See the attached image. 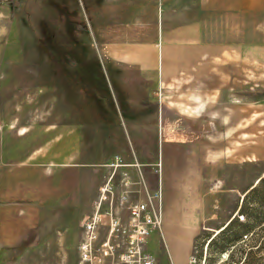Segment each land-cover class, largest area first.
I'll return each instance as SVG.
<instances>
[{"label":"rangeland","instance_id":"rangeland-1","mask_svg":"<svg viewBox=\"0 0 264 264\" xmlns=\"http://www.w3.org/2000/svg\"><path fill=\"white\" fill-rule=\"evenodd\" d=\"M126 5L124 0H0V131L17 133L18 153L36 149L49 161H58L59 127L63 122L72 125H66L67 135H73L75 127L80 140L67 144L65 151L75 147L80 153L83 195L79 217L69 216L55 231L51 228L42 242L16 244L8 242L9 237L0 238V264H124L118 258L124 246L115 247L112 254L102 253L108 240V216L97 226L83 258L84 219L96 211L91 210L92 201L97 196L101 200L98 214L110 211L124 222L126 205L142 191V185L133 182L142 176L147 189L155 190L157 155L164 164L169 143L187 139L201 140L211 157L203 173L208 226L195 246L204 264H229L227 253L220 252L227 238L214 230L229 219L245 220L238 218L243 215L237 209L239 193L247 187L246 176L254 167L259 173L264 170V158L252 164L239 162L250 150L264 151V84L248 85L242 77L241 102L249 104L250 110L241 117L200 116L197 119L204 124L191 125L190 117L170 113L175 107L171 96L161 95V86L154 85L143 67L114 61L102 50L111 38L126 31ZM149 18L152 30L156 13ZM126 32L133 40L143 37L138 28ZM132 53L141 55L144 63L143 52ZM249 86L253 89L245 92ZM160 108H165L167 117ZM166 120L172 122V131L164 130ZM103 151L105 158L100 155ZM125 181L132 186L125 187ZM106 182L110 193L101 199L100 189ZM114 232H120V226ZM233 232L241 230L235 225ZM241 238L230 246L234 261L243 259L240 248L246 242L263 239L264 234L247 233ZM114 239L125 241L126 237L118 234ZM112 243L113 239L108 245ZM247 264H264V252L251 253Z\"/></svg>","mask_w":264,"mask_h":264},{"label":"crops","instance_id":"crops-1","mask_svg":"<svg viewBox=\"0 0 264 264\" xmlns=\"http://www.w3.org/2000/svg\"><path fill=\"white\" fill-rule=\"evenodd\" d=\"M124 2L127 3L124 13L129 16L126 31L138 28L143 37L133 40L124 30L102 50L114 61L143 67L154 85L161 86V95L171 96L175 107L170 113L184 114L194 125L200 123L197 119L200 116L241 117L243 111L250 110L249 104L241 102L240 85L242 77L247 78L244 83L248 85L264 84V0ZM155 13V26L150 30L149 15ZM132 51L143 52V64L141 55L134 57ZM252 89L249 86L245 92ZM160 109L167 117L165 108ZM66 125L63 122L59 127L58 161H49L36 149L32 153L29 150L18 153L21 142L17 133L0 131V238L3 241L9 237L7 241L16 244L42 242L51 228L55 231L63 220L69 216L76 219L82 212L81 156L75 147L65 151L67 144L80 140L79 132L69 127L73 135H67ZM236 128L232 130L237 131ZM173 129L172 122L166 120L164 130ZM181 141L169 143L165 165L157 155L161 167V178L157 177L161 227L150 233L145 247L154 264H186L199 233L208 226L203 173L211 157L201 140ZM98 155L96 151L95 160ZM100 155L105 158L107 154L103 151ZM258 157L264 158V151L259 154L250 150L238 161L252 164ZM263 175L264 170L259 173L255 167L253 173L247 174L248 184L239 193L237 209L244 194ZM97 201L98 196L92 204Z\"/></svg>","mask_w":264,"mask_h":264},{"label":"built area","instance_id":"built-area-1","mask_svg":"<svg viewBox=\"0 0 264 264\" xmlns=\"http://www.w3.org/2000/svg\"><path fill=\"white\" fill-rule=\"evenodd\" d=\"M155 172L159 176L160 162L155 163ZM137 180V183L142 185V191H140V198L135 201H130L126 205V220L120 222L117 217H113L110 211H105L104 214H98L97 210L100 205L99 202L94 206V213L87 215L84 219V234L81 243V250L83 258H87V250L90 246L91 240L96 236V228L102 222L104 216L110 218L108 224V240L105 245L102 246L103 255L112 254V250L115 247L124 246L123 250L119 253V260L124 264H154L152 256L144 252V246L147 237L155 229L161 227V191L159 186L153 191L147 189L143 177ZM129 181L123 182L125 187H129ZM106 182L101 187V199L106 197L107 193H110V188ZM139 194V190L137 191ZM138 196V195H137ZM240 220L243 219V215H238ZM120 226V232L115 233V227ZM118 234L126 237L125 241L116 240L115 237ZM113 239V243L108 245L109 240ZM115 242V243H114ZM115 244V246H114ZM186 264H204V260H200L199 249L194 246L193 252L190 254Z\"/></svg>","mask_w":264,"mask_h":264},{"label":"trees","instance_id":"trees-1","mask_svg":"<svg viewBox=\"0 0 264 264\" xmlns=\"http://www.w3.org/2000/svg\"><path fill=\"white\" fill-rule=\"evenodd\" d=\"M251 204L254 205L248 207V205ZM239 212L243 214L245 218L244 221L237 222L234 219H229L218 232L220 236H226L227 238L225 244L220 248V252L227 253L229 264H247L251 253L264 252V238L257 240L252 239V242L249 244L246 242L245 247L240 248V253L243 254L242 260L238 259L234 261L233 249L230 248V246L236 245L233 240H241L242 235L250 233L255 237H259L260 233L264 234V175L244 194ZM235 225L240 228V233L233 232ZM213 238L210 241H212Z\"/></svg>","mask_w":264,"mask_h":264},{"label":"bare ground","instance_id":"bare-ground-1","mask_svg":"<svg viewBox=\"0 0 264 264\" xmlns=\"http://www.w3.org/2000/svg\"><path fill=\"white\" fill-rule=\"evenodd\" d=\"M258 181H259V179H257V181L255 182V184H256ZM226 223H227V222H226ZM226 223H225V224H226ZM225 224H224V225H225ZM221 228H222V227H221ZM221 228H219V229H217V230H214V234H217V233L221 230Z\"/></svg>","mask_w":264,"mask_h":264}]
</instances>
